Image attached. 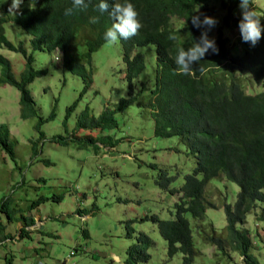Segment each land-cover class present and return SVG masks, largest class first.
I'll list each match as a JSON object with an SVG mask.
<instances>
[{"label":"trees","instance_id":"16d2710c","mask_svg":"<svg viewBox=\"0 0 264 264\" xmlns=\"http://www.w3.org/2000/svg\"><path fill=\"white\" fill-rule=\"evenodd\" d=\"M117 2L123 3L124 0ZM128 2L134 5L142 27L137 35L120 40L125 69L119 73L123 74L126 82L125 96L115 109L105 110L100 117H96L87 106L77 120L75 134L51 142L67 147L76 143L80 149L93 146L96 151L98 144L104 148L112 147L114 144L108 137L80 138L79 134L86 131L118 132L121 127L115 116L136 106L141 110V116L153 123L155 137H179L193 155L194 169L182 184L171 187L176 176L165 171L155 179L162 191L178 196L175 219L163 220L157 214L151 215V220L159 226L169 245L170 256L173 258L182 253L183 264L194 263L196 251L185 214L189 212L194 219L203 220L207 206L217 208L215 202L209 201L206 188L212 180L221 179L238 185L237 200L234 205L227 203L224 206L227 220L224 236L212 230L211 234H203V240L231 260L232 253H237L242 264H260L258 258L251 254L258 244H254L250 232L239 229V225L258 207V203L262 204L258 221L264 222V31L254 46L242 41L238 28L241 19L239 0ZM86 3V9L71 16L64 15V9L71 7V0H23L16 15L8 12L10 0L0 6V49L21 54L26 60L25 70L17 79L10 60L0 54V86H12L20 92L22 119H38L39 140L32 142L35 161L45 140L43 128L55 120L56 103L46 119L38 115L30 86L45 72L34 69V53L39 51L51 55L58 52L61 70L78 76L84 82V90L67 108L62 122L64 132H68V120L93 84V56L107 43L104 39L106 29L117 22L114 16L97 10L98 0H86ZM108 3L111 9L113 0H108ZM198 8L199 13H195ZM254 11L264 16V0H257ZM194 14L217 18L218 23L208 35L215 40L219 52L209 51L203 60L193 63V69L201 65L203 73L177 75L173 61L177 48L189 47L199 39L202 31L191 23ZM91 17H98V22L91 23ZM7 23L27 33L31 54L24 41L18 44L9 41L5 28ZM261 24L264 25V17H261ZM0 148L15 160V142L11 141L9 127L1 122ZM44 161L51 163L48 159ZM61 198L58 196L56 199ZM48 199V196H41L29 204L11 205L12 198H9L2 203L1 211L8 215L10 222L32 227L36 224L32 212ZM18 212L21 218L14 222L13 217ZM132 224L133 221L127 222L128 239L133 234ZM26 228L21 230L23 240L38 233V229L29 232ZM3 232L4 227L0 224V248L7 246L4 242L9 239ZM83 235L89 238L88 230H83ZM150 245V237L140 233L126 250L125 264L146 263ZM14 258L13 253L8 252L4 264H13Z\"/></svg>","mask_w":264,"mask_h":264},{"label":"rangeland","instance_id":"374dc122","mask_svg":"<svg viewBox=\"0 0 264 264\" xmlns=\"http://www.w3.org/2000/svg\"><path fill=\"white\" fill-rule=\"evenodd\" d=\"M5 28L10 42L24 41L28 53H32L30 37L24 30L19 28L23 35L10 23ZM0 54L10 60L16 78L20 79L25 70L24 56L7 49H0ZM34 57V69L45 72L30 86L38 115L46 119L56 103V117L43 128L45 140L35 161L32 142L39 140L38 119H22L20 92L12 86H0V122L9 127L16 153L14 160L0 148V224L9 237L4 242L7 246L0 248V264H4L8 252L15 256L13 264H124L126 250L140 233L150 237L151 245L147 252L149 260L138 264H183L184 255L170 256L168 243L151 220L153 214L163 220L177 217L178 196L162 191L155 179L165 171L176 176L171 187L178 186L194 169L193 155L179 137H155L153 123L143 118L135 106L115 116L121 127L118 132L79 134L80 138L108 137L114 144L108 145L111 149L101 144L96 151L93 146L80 149L76 143L67 147L51 142L73 136L77 120L87 106L100 117L105 110L115 109L125 96L126 82L119 73L125 69L120 40L115 45L106 43L94 54L93 84L68 120V132H64L62 122L67 108L84 90V82L61 70L58 52L49 55L38 51ZM238 192L236 183L214 179L207 184L206 194L218 207L207 206L203 220L194 219L189 212L185 214L196 251L193 264H242L237 253H232L231 260L203 240V234H211L212 230L224 236L227 225L224 206L234 205ZM41 196L49 199L32 212L36 220L32 227L10 222L1 211L2 203L9 198L10 204L16 205L29 204ZM58 196L62 198L57 200ZM261 207L258 203L239 229L250 232L254 244H258L251 254L264 264V222L258 221ZM145 217L148 219L144 220ZM18 218L20 212L13 221ZM128 221H133L130 239L126 237ZM23 228L29 232L38 229V233L23 240ZM85 229L89 238L83 235Z\"/></svg>","mask_w":264,"mask_h":264},{"label":"clouds","instance_id":"9594fccd","mask_svg":"<svg viewBox=\"0 0 264 264\" xmlns=\"http://www.w3.org/2000/svg\"><path fill=\"white\" fill-rule=\"evenodd\" d=\"M7 2L8 0H0V3ZM22 3L23 0H11L8 5V12L14 15L18 14ZM256 5L257 0H239L241 19L238 21V28L240 36L243 42L253 46L261 39L262 31H264V25L261 24V17L264 16L254 11ZM87 7L86 0H71V7L64 9V15L71 16L74 12L84 10ZM97 10L100 13H109L117 21L112 23L104 32V39L110 45H115L121 39L126 40L137 35L142 27L134 5L128 0H124L123 3L113 0L111 9L108 0H98ZM194 12L199 13V8ZM90 22L97 23L98 17H91ZM185 23L186 21H184V25ZM191 23L202 31L199 39L194 40L189 47L177 48L176 55L173 57L177 75L195 76L197 71L203 73L204 68L200 65L198 69H193V63L203 60L209 51L214 54L219 52L215 40L208 35V32L216 26L218 21L208 15L194 14L191 16ZM172 38L175 39V37Z\"/></svg>","mask_w":264,"mask_h":264}]
</instances>
